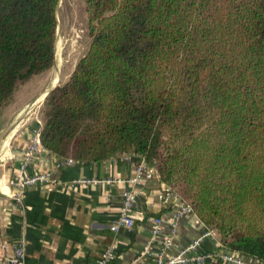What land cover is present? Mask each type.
<instances>
[{"label": "trees", "instance_id": "obj_1", "mask_svg": "<svg viewBox=\"0 0 264 264\" xmlns=\"http://www.w3.org/2000/svg\"><path fill=\"white\" fill-rule=\"evenodd\" d=\"M91 43L48 93L42 146L126 156L264 259V0H84ZM59 0H0V108L55 60Z\"/></svg>", "mask_w": 264, "mask_h": 264}, {"label": "crops", "instance_id": "obj_2", "mask_svg": "<svg viewBox=\"0 0 264 264\" xmlns=\"http://www.w3.org/2000/svg\"><path fill=\"white\" fill-rule=\"evenodd\" d=\"M39 129L38 122L24 124L16 120L0 133V150L8 145L18 150L28 147ZM59 157L40 142L35 170L51 172L62 185L28 190L22 208L5 196L9 192L10 171L18 162L0 164V241L10 245L23 239L28 264H87L98 259L108 247L116 249L114 264H130L148 240L149 222L155 217L162 218L163 232L172 222L176 223L174 245L167 250V255L177 254L206 232L207 225L195 213L176 219L180 201L168 192L164 195L155 166L146 163L145 176H142V184L136 187V202L131 212L135 226L132 231L113 234L109 226L120 207V195L127 188L125 181L133 176L136 165L125 157H114L90 164L76 161L57 172L54 167ZM79 179H119L123 182L72 185ZM220 243L221 237L215 233L202 241L200 251L213 253ZM158 248L155 245L154 249ZM2 254L0 249V256ZM0 264H3L1 259Z\"/></svg>", "mask_w": 264, "mask_h": 264}, {"label": "built area", "instance_id": "obj_3", "mask_svg": "<svg viewBox=\"0 0 264 264\" xmlns=\"http://www.w3.org/2000/svg\"><path fill=\"white\" fill-rule=\"evenodd\" d=\"M39 129L33 136L32 143L23 149L8 147L0 150V164L18 162L17 166L12 167L9 178V192L5 196L12 204L22 208L23 198L25 193L34 188L52 189L62 184L59 180L53 177L51 172H39L35 170V157L39 151L40 145ZM17 155V156H16ZM130 159L126 156H120ZM76 161L70 157H59L58 162L54 167V171H61L65 167L74 164ZM146 161L142 160L136 165L135 172L131 178L125 181L127 188L121 193L120 207L116 217L111 221L109 230L113 234L120 231H132L135 226L134 219L131 215L134 204L136 202L137 191L136 187L142 184V176H145ZM148 177V176H146ZM119 179H109L107 181L79 179L72 182V185H99L104 183H121ZM164 195H174L179 201L180 205L176 211V219L185 214L194 213L191 205L180 197L174 189L163 183ZM175 192V193H173ZM150 236L142 248V251L131 260L130 264H204L206 262H215L217 264H264V259L259 260L252 257H246L239 253L228 251L222 243L213 253H201L202 241L217 233L212 227L207 225V230L201 237L193 240L186 247L181 249L175 255H167V250L174 245V237L176 234V223L172 222L169 229L163 232L162 218L155 217L150 220ZM158 246V250L154 247ZM0 249L3 254L0 259L3 264H28L25 257V241L23 239L16 241L10 245L0 241ZM114 247H108L100 254L99 258L87 264H114L116 258ZM80 264V263H76Z\"/></svg>", "mask_w": 264, "mask_h": 264}, {"label": "rangeland", "instance_id": "obj_4", "mask_svg": "<svg viewBox=\"0 0 264 264\" xmlns=\"http://www.w3.org/2000/svg\"><path fill=\"white\" fill-rule=\"evenodd\" d=\"M57 22L53 67L19 86L11 100L0 108V133L16 120L24 124L38 122L42 127L46 96L39 99L40 96L51 86L67 82L79 60L87 53L91 37L84 0H59ZM54 79L56 82L53 83Z\"/></svg>", "mask_w": 264, "mask_h": 264}, {"label": "bare ground", "instance_id": "obj_5", "mask_svg": "<svg viewBox=\"0 0 264 264\" xmlns=\"http://www.w3.org/2000/svg\"><path fill=\"white\" fill-rule=\"evenodd\" d=\"M55 57H56V54H55ZM54 63H55V62H54ZM54 82H56V79H54L53 83H54ZM55 86H56V85H53V86H51V88H53V87H55ZM44 95H45V94H44ZM44 95H41L39 99L43 98ZM15 129H16V128H15ZM13 133H14V131H13L11 134H13Z\"/></svg>", "mask_w": 264, "mask_h": 264}, {"label": "water", "instance_id": "obj_6", "mask_svg": "<svg viewBox=\"0 0 264 264\" xmlns=\"http://www.w3.org/2000/svg\"><path fill=\"white\" fill-rule=\"evenodd\" d=\"M56 87H58V85L55 86V87H53V88H51V89H49L48 91H46L44 97L47 96L48 93L51 92L52 90H54ZM44 97H43V98H44Z\"/></svg>", "mask_w": 264, "mask_h": 264}]
</instances>
